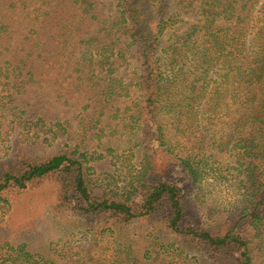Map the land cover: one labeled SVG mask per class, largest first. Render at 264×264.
<instances>
[{
    "label": "trees",
    "instance_id": "16d2710c",
    "mask_svg": "<svg viewBox=\"0 0 264 264\" xmlns=\"http://www.w3.org/2000/svg\"><path fill=\"white\" fill-rule=\"evenodd\" d=\"M120 114L145 152L122 195L94 186L75 138ZM0 146V203L53 212L0 264H89L90 241L112 243L106 264H264V0H0ZM206 162L244 177L209 222Z\"/></svg>",
    "mask_w": 264,
    "mask_h": 264
},
{
    "label": "rangeland",
    "instance_id": "374dc122",
    "mask_svg": "<svg viewBox=\"0 0 264 264\" xmlns=\"http://www.w3.org/2000/svg\"><path fill=\"white\" fill-rule=\"evenodd\" d=\"M133 104H136L135 100ZM128 110L131 112L133 109L128 108ZM7 116L10 120H13L14 113H9ZM122 118L125 117H122V114H120L118 120ZM97 124L98 126L96 129L89 128L91 131L87 130V126H84L86 128L82 132H86V135L81 133L76 134L77 137L75 138H77L80 145V150L86 153L85 157L89 161L87 164L90 169L89 176L94 186L97 189H101V191H113L118 195H122L128 190L130 185L138 181L137 177L140 167L143 165L142 161L144 163L145 152H143V147L139 144L140 138L137 136L138 131L132 130L128 134L125 132L129 125V120L127 118L119 125L118 130L120 131L117 130L116 133H114V125L109 124L107 121L100 120ZM220 128L224 129L223 126H220L217 130ZM80 129H82V126ZM68 134L65 137H68ZM10 138L11 139L8 141H4L5 145L3 146L8 145L11 147V142L17 139H14L11 134ZM59 141L60 142H58V140L55 141V148H58V143H60L62 148L65 146V142L62 140ZM68 145L72 146L74 143L69 142ZM211 147L212 145H209V150L206 155L212 154L213 159L222 163L225 156L216 152L215 148L212 147L213 151ZM194 161L198 162V159H194ZM253 163H258V161ZM200 167V170L203 172L199 178L194 194L195 207L198 208L197 215L206 222L211 220L216 221V219L228 215V212H231V210L237 207H221L216 200L212 198L211 192L200 187L201 178L206 172H211L215 173L222 180L237 182L239 186V180L242 181L244 177L241 171L237 170V172L234 173V177H237V180H235L228 173L226 174L222 166H211L210 162L201 163ZM210 204L212 205L211 207L209 206ZM50 213L53 212L37 195H35V197L34 195H27L16 201L0 203V247L3 246L4 240L7 238L6 236L14 237L12 241L15 242H18L14 240L15 236H20L21 241L26 239L31 235L29 234L27 236V233L40 227V225L42 226L45 221L51 218ZM143 231L144 233H149L154 239L156 236L162 241L170 239L165 233H161V230L153 231L144 227ZM111 244L112 243L108 242H103L101 244H95V242L91 241L88 242L87 252L89 257L87 263L106 264L112 255V249H110L112 248L110 246ZM187 264L190 263L187 262Z\"/></svg>",
    "mask_w": 264,
    "mask_h": 264
},
{
    "label": "clouds",
    "instance_id": "9594fccd",
    "mask_svg": "<svg viewBox=\"0 0 264 264\" xmlns=\"http://www.w3.org/2000/svg\"><path fill=\"white\" fill-rule=\"evenodd\" d=\"M200 187L211 192L212 198L223 208L238 207L243 200L244 192L237 182L222 180L215 173L206 172L200 180Z\"/></svg>",
    "mask_w": 264,
    "mask_h": 264
}]
</instances>
